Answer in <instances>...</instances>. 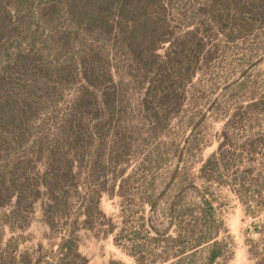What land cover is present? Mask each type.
<instances>
[{"label": "trees", "instance_id": "trees-1", "mask_svg": "<svg viewBox=\"0 0 264 264\" xmlns=\"http://www.w3.org/2000/svg\"><path fill=\"white\" fill-rule=\"evenodd\" d=\"M171 1L0 0L2 222L24 227L42 198L43 222L60 233L56 264L87 263L78 252L81 228L102 236L117 229L100 208L101 195L124 197L132 149L164 133L180 110L184 87L208 53L200 28L204 17L217 25L227 8L223 2H240L210 0L196 23L185 22L188 7L178 10ZM242 1L249 12L261 13L254 2ZM173 12L182 21L179 27L173 25ZM75 77L80 82L74 97L65 104L54 98ZM133 84L141 90L131 115L123 93ZM228 147L226 140L219 142L200 165L199 177L227 184L243 211L255 215L264 207L263 184L257 180L249 190L250 169H230ZM155 181L152 177L141 186L154 191ZM188 186L194 203H183L178 182L166 207L168 225L159 231L149 219L147 227L177 247L163 258H175L168 264H180L205 246L206 264H212L223 252L217 238L223 222L205 190L192 182ZM152 197L145 200L151 214L158 206ZM171 226L174 236L168 234ZM6 254L7 249L0 253V264Z\"/></svg>", "mask_w": 264, "mask_h": 264}, {"label": "rangeland", "instance_id": "rangeland-1", "mask_svg": "<svg viewBox=\"0 0 264 264\" xmlns=\"http://www.w3.org/2000/svg\"><path fill=\"white\" fill-rule=\"evenodd\" d=\"M209 1L172 0L171 3L178 10L188 7L185 22L197 23L201 6ZM249 1L254 2L260 14L249 12L240 0L223 2L227 8L217 25L204 17L205 24H200V28L205 29L208 53L184 87L180 110L171 116L164 133L151 140L144 139L142 145L132 149L124 175L127 177L124 197L117 194L109 197L106 193L100 197L101 210L117 229L107 236L95 230L78 231V252L86 258V264L173 262V257L169 261L163 258L177 247L165 240L164 235L156 237L148 230L147 223L152 220L159 231L168 225L166 207L178 182L183 186L184 204L195 201L194 191L188 186L192 182L205 190L223 222L217 236L223 243V252L212 264H254L256 258L264 259V207L249 216L227 184L219 183V179L204 181L199 177L202 162L217 150L220 141L226 140L231 153L227 162L230 169L249 168L248 179L252 181L249 190L258 183L264 188V0ZM171 16L174 27L182 25V21L175 19V12ZM166 47L167 43L163 44L159 53H164ZM79 82L75 77L54 98L68 102ZM140 90L133 84L123 93L129 111H134L131 115L136 114ZM225 176L221 179H226ZM152 177L156 178L155 190H144L141 183ZM148 196L158 200L156 213L149 212L145 203ZM42 201L41 198L35 203L24 227L4 224L1 214L5 208H0V253L9 251L3 264H56L60 233L49 230L43 222ZM168 231L174 236L173 226ZM193 250L195 255L185 257L180 264H206V246Z\"/></svg>", "mask_w": 264, "mask_h": 264}]
</instances>
